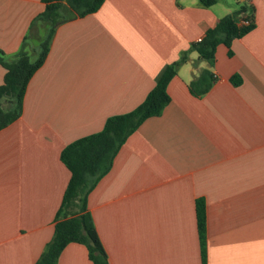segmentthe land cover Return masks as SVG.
I'll use <instances>...</instances> for the list:
<instances>
[{
  "label": "crops",
  "instance_id": "0c3cea01",
  "mask_svg": "<svg viewBox=\"0 0 264 264\" xmlns=\"http://www.w3.org/2000/svg\"><path fill=\"white\" fill-rule=\"evenodd\" d=\"M242 5L255 27L210 65L193 49ZM43 0H0V50L31 60L48 32ZM179 62L171 101L146 119L88 197L109 264H264V0H104L57 25L19 118L0 129V264H35L55 232L71 172L61 151L140 105ZM215 74L202 95L189 84ZM7 69L0 63V85ZM234 75L241 83L233 84ZM206 205L202 249L197 201ZM57 264H93L69 243Z\"/></svg>",
  "mask_w": 264,
  "mask_h": 264
},
{
  "label": "trees",
  "instance_id": "16d2710c",
  "mask_svg": "<svg viewBox=\"0 0 264 264\" xmlns=\"http://www.w3.org/2000/svg\"><path fill=\"white\" fill-rule=\"evenodd\" d=\"M205 6L214 5L217 0H200ZM45 9L33 22L47 25L48 32L41 38L38 57L31 60L25 50L26 39L14 61L4 59L0 50V63L7 69L4 83L0 85V129L19 118L23 112L24 97L28 84L35 72L44 64L57 25L77 16L96 12L104 0H43ZM250 7L242 5L234 12L222 17L210 28L200 42L193 45L199 57L210 65L216 61V52L220 44L231 47L232 42L250 32L255 24L247 13ZM242 17L249 19L241 24ZM167 65L159 74L154 88L145 100L135 109L110 116L99 132L84 136L66 145L61 151V160L71 172V178L65 189L61 205L56 214L55 232L47 249L35 264H57L60 254L71 242L85 244L93 264H109L107 253L97 234L93 216L89 211L88 197L99 181L112 168L114 159L128 137L148 118L162 114L170 103L168 85L176 75L179 62ZM215 74L204 69L189 84L195 95L208 92ZM233 84L241 83V77L234 75ZM198 228L202 249L206 247V205L204 200L197 201Z\"/></svg>",
  "mask_w": 264,
  "mask_h": 264
},
{
  "label": "built area",
  "instance_id": "2783aa9c",
  "mask_svg": "<svg viewBox=\"0 0 264 264\" xmlns=\"http://www.w3.org/2000/svg\"><path fill=\"white\" fill-rule=\"evenodd\" d=\"M241 24H248L249 23V19L245 18V17H242L241 21H240ZM203 38H199L198 39V42H200Z\"/></svg>",
  "mask_w": 264,
  "mask_h": 264
}]
</instances>
